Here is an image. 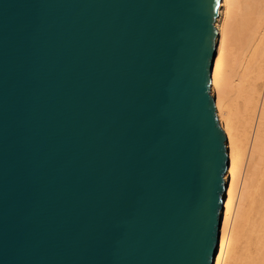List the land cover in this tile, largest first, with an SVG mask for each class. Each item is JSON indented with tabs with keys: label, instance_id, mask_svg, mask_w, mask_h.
<instances>
[{
	"label": "water",
	"instance_id": "95a60500",
	"mask_svg": "<svg viewBox=\"0 0 264 264\" xmlns=\"http://www.w3.org/2000/svg\"><path fill=\"white\" fill-rule=\"evenodd\" d=\"M220 5L0 0V264H215Z\"/></svg>",
	"mask_w": 264,
	"mask_h": 264
},
{
	"label": "bare ground",
	"instance_id": "6f19581e",
	"mask_svg": "<svg viewBox=\"0 0 264 264\" xmlns=\"http://www.w3.org/2000/svg\"><path fill=\"white\" fill-rule=\"evenodd\" d=\"M211 94L229 161L215 264H264V0H221Z\"/></svg>",
	"mask_w": 264,
	"mask_h": 264
}]
</instances>
